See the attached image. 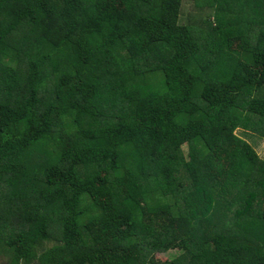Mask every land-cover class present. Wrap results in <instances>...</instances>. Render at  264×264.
<instances>
[{"label": "trees", "instance_id": "1", "mask_svg": "<svg viewBox=\"0 0 264 264\" xmlns=\"http://www.w3.org/2000/svg\"><path fill=\"white\" fill-rule=\"evenodd\" d=\"M202 1L0 0L5 264H264V0Z\"/></svg>", "mask_w": 264, "mask_h": 264}, {"label": "rangeland", "instance_id": "2", "mask_svg": "<svg viewBox=\"0 0 264 264\" xmlns=\"http://www.w3.org/2000/svg\"><path fill=\"white\" fill-rule=\"evenodd\" d=\"M198 3L200 4V7H204L200 12L198 11L199 8L194 6L195 0H184V3L182 5L183 15L180 18L181 24H186L187 21H189L188 19L196 18L197 16L208 17V15H210L211 9H207V7L209 6L202 0H198ZM237 134L240 137L247 139L251 143V146L256 150L258 155L264 160V139L249 136V134L245 133L243 130H238ZM179 254L180 253L178 251H171L166 254L159 253L156 255V258H158L159 260H168L177 257ZM0 264H5V261H3L1 256Z\"/></svg>", "mask_w": 264, "mask_h": 264}]
</instances>
